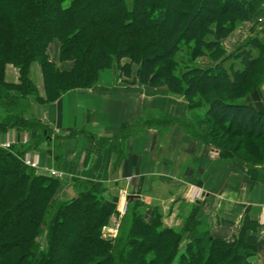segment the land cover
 Segmentation results:
<instances>
[{"label":"trees","instance_id":"trees-1","mask_svg":"<svg viewBox=\"0 0 264 264\" xmlns=\"http://www.w3.org/2000/svg\"><path fill=\"white\" fill-rule=\"evenodd\" d=\"M248 21V0H0V136H28L25 144L0 145V264H248L257 249L247 230L232 241L214 238L196 208L168 228L158 208L129 201L117 235L108 238L104 229L116 212L103 184L74 179L62 197L60 180L25 164L51 138L32 116L31 100L51 106L76 89L107 91L96 87L100 72L116 69L131 80L136 67L131 84L143 86L144 95L181 96L190 107L206 98L205 125L240 140L230 148L195 129L197 142L216 147L221 158L264 165L252 145L264 147V113L239 101L262 43L251 38L229 55L221 46ZM53 42L57 63L47 54ZM204 53L215 57L205 69L194 65ZM32 65L41 73V94ZM7 66L17 71L16 83L6 81ZM58 152L50 156L58 159Z\"/></svg>","mask_w":264,"mask_h":264},{"label":"crops","instance_id":"crops-1","mask_svg":"<svg viewBox=\"0 0 264 264\" xmlns=\"http://www.w3.org/2000/svg\"><path fill=\"white\" fill-rule=\"evenodd\" d=\"M258 3L263 17L257 18L250 8V21L257 18L264 25V0ZM5 79L17 82L12 66H7ZM30 79L41 90L37 65L31 66ZM96 87L107 91L76 89L51 106L30 101L32 116L48 127L51 138L27 157L42 171L63 173L61 196L70 195L74 179L97 181L105 187L104 198L114 204L115 211L119 193L125 190L128 197H138L133 200L158 208L168 228L178 226L179 219L196 208L214 238L232 241L244 227L257 249L248 264H264V165L221 158L216 150L189 139L179 129L155 128L154 115L147 119L148 109L140 113L137 93L117 91L100 74ZM260 93L258 102L247 104L264 113V85ZM167 97L144 98L153 103ZM151 110L155 111L153 105ZM27 141V135L14 132L0 136V145ZM55 147L58 159L50 156ZM126 178L131 181L127 183Z\"/></svg>","mask_w":264,"mask_h":264},{"label":"rangeland","instance_id":"rangeland-1","mask_svg":"<svg viewBox=\"0 0 264 264\" xmlns=\"http://www.w3.org/2000/svg\"><path fill=\"white\" fill-rule=\"evenodd\" d=\"M248 2L250 8L254 9L255 14L258 15L257 18L263 15V10L258 7V0H248ZM257 18H254L253 21L239 23L235 28L230 31L228 37L221 43L225 55H229L233 52L242 50L247 41L251 38H258L262 43V48L259 52L260 59L258 67L251 80L246 83L245 86L242 88L243 97L239 101L243 103L258 102L261 96V86L264 85V25L259 24L257 22ZM185 52L181 51L180 58L178 59L184 60ZM47 54L50 60L55 61L57 63L58 44L56 42L50 44ZM213 58H211L208 54L204 53L203 55L195 58L194 65L204 69L208 68L215 63V57ZM122 63L125 64L127 63V61H122ZM67 67L68 66L66 65L58 66L59 69H67ZM136 71L137 68L132 67L133 77H135ZM100 75L102 76V80L105 84L113 85L115 86V89H120L123 91H130L131 89L141 90L140 93H137L139 96L138 105L140 106V109H143L140 111V113L144 115L146 114L145 109H148L149 112L147 115V119H150L151 116L154 115L152 117L155 122L154 126L159 130H162V127H168V130L171 129L172 132L179 129L189 139L197 142L196 134H193V131H195L196 129V133L199 131L205 133L206 135H210L215 138V142L222 145L224 144L230 148H235L240 143L239 139H231L226 137L222 132L219 131V127L205 125V122L207 120L205 114L207 108L209 107V102L206 98L202 97L199 99H195L191 104L192 107L188 105V102L183 97L177 95H169L166 99H156L153 103H151L150 101L147 102L144 98L147 96L143 94V86L138 83L131 84L133 77L131 80H127L116 69L104 70L100 72ZM151 105H153L155 111L151 110ZM10 144L11 143H9V145ZM252 145L255 148H259L262 154H258V159L260 161H264L263 144L259 142H252ZM210 148L216 150V147L214 146ZM120 221L118 226L120 225Z\"/></svg>","mask_w":264,"mask_h":264},{"label":"built area","instance_id":"built-area-1","mask_svg":"<svg viewBox=\"0 0 264 264\" xmlns=\"http://www.w3.org/2000/svg\"><path fill=\"white\" fill-rule=\"evenodd\" d=\"M259 22H261V20H259ZM2 147L9 148V143L3 144ZM25 164L27 166H30L31 168H33L39 172L45 173L48 176L55 178L57 180H62L64 177L63 173L52 170V169H45L43 171L40 170L37 163L34 161H31L28 157L25 159ZM130 181H131L130 178H126L127 183H129ZM127 197H128V195H127L125 190L121 191L119 193L120 203H119V206L116 210V215L114 216L115 220L113 221L110 228L104 229V235L108 238H114L115 237V235L118 231V228H119V226H118L119 221L124 217V215L127 212Z\"/></svg>","mask_w":264,"mask_h":264},{"label":"water","instance_id":"water-1","mask_svg":"<svg viewBox=\"0 0 264 264\" xmlns=\"http://www.w3.org/2000/svg\"><path fill=\"white\" fill-rule=\"evenodd\" d=\"M136 198H138V197H132V196H130V197H128V200L130 201V200H133V199H136Z\"/></svg>","mask_w":264,"mask_h":264}]
</instances>
